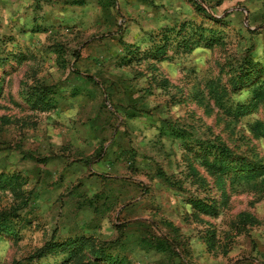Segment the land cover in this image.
<instances>
[{
  "label": "rangeland",
  "instance_id": "obj_1",
  "mask_svg": "<svg viewBox=\"0 0 264 264\" xmlns=\"http://www.w3.org/2000/svg\"><path fill=\"white\" fill-rule=\"evenodd\" d=\"M176 1L0 0V264H264V191L186 179L264 165V0Z\"/></svg>",
  "mask_w": 264,
  "mask_h": 264
},
{
  "label": "trees",
  "instance_id": "obj_2",
  "mask_svg": "<svg viewBox=\"0 0 264 264\" xmlns=\"http://www.w3.org/2000/svg\"><path fill=\"white\" fill-rule=\"evenodd\" d=\"M194 1L198 8L202 9L201 5L196 0ZM229 116L234 117L232 114ZM235 117L237 118L239 115L236 114ZM252 132L255 138H264V123L257 122L252 127ZM192 156L193 158L188 167L189 175L186 179L190 178L199 190H206L210 189L211 186L208 177L214 178V188L222 193L223 204L228 199L225 189L227 182H230L231 186L248 185L256 191H264V165L260 162L250 161L245 156L238 154L220 138L202 140L199 147H194ZM196 163H198L199 168H204L207 174H203L196 166ZM178 186L183 190L181 184ZM212 204H214L212 206V210L214 211H211V213H216V210L219 209V202L214 201ZM77 241V243H81V247L75 248L76 251L83 252V250L87 249L91 259L85 262L81 258L82 260H79L76 264H106L108 262L110 264H131L126 259H119L118 257L109 258L104 249L97 248L95 242L89 239ZM72 245L74 247L78 244L72 243Z\"/></svg>",
  "mask_w": 264,
  "mask_h": 264
},
{
  "label": "crops",
  "instance_id": "obj_3",
  "mask_svg": "<svg viewBox=\"0 0 264 264\" xmlns=\"http://www.w3.org/2000/svg\"><path fill=\"white\" fill-rule=\"evenodd\" d=\"M176 4L182 5V4H184V3H183V0H179V2L176 1ZM136 12L139 13V9H136ZM149 20H150V22H151V16H149ZM149 20H148V21H149ZM145 24H146V23H145ZM151 28H153L152 23H151V27H149V29H151ZM154 28H155V27H154ZM139 33H142V34H143L142 36L146 35V28L143 30V32H142V31H139Z\"/></svg>",
  "mask_w": 264,
  "mask_h": 264
}]
</instances>
